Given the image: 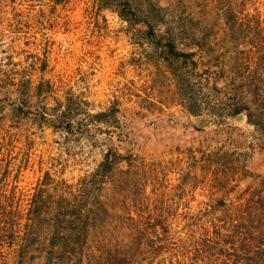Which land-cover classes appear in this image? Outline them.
I'll return each mask as SVG.
<instances>
[{
  "label": "rangeland",
  "instance_id": "1",
  "mask_svg": "<svg viewBox=\"0 0 264 264\" xmlns=\"http://www.w3.org/2000/svg\"><path fill=\"white\" fill-rule=\"evenodd\" d=\"M116 1L0 0V69L33 81L20 100L0 90L4 177L23 193L44 178L52 192L91 172L107 147L129 151L130 162L120 157L102 183L109 215H100L92 245L97 236L120 241L125 226L167 227L174 244L214 227L231 237L227 254L207 264H264V211L232 204L263 173L264 128L226 115L232 77L264 92V59L254 77L248 61L255 46L264 51V0H128V20ZM168 34L178 51L194 52L193 62L171 58L174 74L160 51ZM43 57L51 88L35 94L32 65ZM239 97L253 107L248 92ZM189 101L196 115L183 108ZM111 109L104 122L93 116ZM215 150L213 162H200L201 151ZM223 174L226 186L212 177ZM162 239L157 253L130 264H182ZM27 257L23 264L40 263Z\"/></svg>",
  "mask_w": 264,
  "mask_h": 264
},
{
  "label": "trees",
  "instance_id": "2",
  "mask_svg": "<svg viewBox=\"0 0 264 264\" xmlns=\"http://www.w3.org/2000/svg\"><path fill=\"white\" fill-rule=\"evenodd\" d=\"M116 2L119 6L115 9L116 14L128 20L126 11L133 15L132 6L129 5L128 0ZM105 7L111 8V5H105ZM146 25V32L150 34L151 26L148 22ZM182 28L185 30L186 26ZM164 40V45L160 47L161 55L164 56V60H167L166 64L170 73L174 74L175 71L170 67L171 58H181L180 62L185 64L186 59L192 61L191 56L194 52L178 51L170 34L164 37ZM251 54L252 56L248 58L251 64L249 72L254 77L259 73L258 66L264 59V51L257 45ZM34 66L36 67L31 74H36L37 78L34 80L33 93H39L42 85L49 90L51 82L43 78L46 70L45 58L38 59L37 65H32ZM21 71V69H13L9 75H5L0 69L1 92L12 94L18 100L27 94V88L33 82L30 74L23 75ZM230 82L232 101L226 109V115L232 117L243 113L247 123L254 127L264 128V92L257 90V85L254 83L246 87L244 84L238 86L239 84L234 83L233 77ZM213 86L216 87L214 84ZM243 90L248 92L253 107L241 101L239 95ZM186 91L185 89L184 93ZM183 108L189 114H197L193 101L183 105ZM65 111H68L66 105L60 113L64 114ZM111 111L112 109L108 112L99 111L93 116L96 120L104 122L106 113L112 114ZM214 152L218 151L209 153L201 151L200 162H213ZM130 156L129 151L123 153L109 146L102 152L100 160L91 172L79 178L74 184L62 183L59 189L51 186L52 192L48 191L46 183L48 181L44 178H41L31 192L18 191L15 184L4 177V171L0 165V264H23L28 261V254L39 256L40 263L38 264H130L137 258L136 254L143 256L149 253L153 256L157 253L163 247L158 242L160 238H163L165 247L170 245L171 250H179L182 264H207L217 256H225L228 243L226 239L231 237V233L230 235L225 231L221 233L214 227L198 236L192 234L185 238L179 237L177 244H174L170 241L172 237H169L167 227H160L159 232L155 223H146L142 227L125 226L123 230L127 232V236L118 242L105 244L106 240L97 236L92 241L94 245L90 243L91 234L96 232L99 225L100 215H109V210L99 195L102 183L107 174L112 172L120 157L128 163ZM212 177L215 178L217 184L222 179L219 184H224V186L231 178L224 174L221 177ZM256 177L259 178L257 185L245 192V196L241 197V202L232 204L242 210L264 211V170ZM260 183H263L262 188L258 187ZM22 195H26L25 198ZM217 201L220 205L225 204L222 199ZM126 217L131 219L129 215ZM172 245L176 248H172Z\"/></svg>",
  "mask_w": 264,
  "mask_h": 264
},
{
  "label": "water",
  "instance_id": "3",
  "mask_svg": "<svg viewBox=\"0 0 264 264\" xmlns=\"http://www.w3.org/2000/svg\"><path fill=\"white\" fill-rule=\"evenodd\" d=\"M236 119L238 120L239 119V116H237Z\"/></svg>",
  "mask_w": 264,
  "mask_h": 264
}]
</instances>
